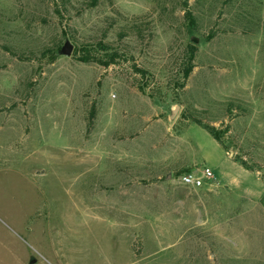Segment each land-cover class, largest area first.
I'll list each match as a JSON object with an SVG mask.
<instances>
[{"label": "rangeland", "instance_id": "obj_1", "mask_svg": "<svg viewBox=\"0 0 264 264\" xmlns=\"http://www.w3.org/2000/svg\"><path fill=\"white\" fill-rule=\"evenodd\" d=\"M0 264H264V0H0Z\"/></svg>", "mask_w": 264, "mask_h": 264}, {"label": "trees", "instance_id": "obj_2", "mask_svg": "<svg viewBox=\"0 0 264 264\" xmlns=\"http://www.w3.org/2000/svg\"><path fill=\"white\" fill-rule=\"evenodd\" d=\"M231 1V0H230ZM185 17L189 23L190 26L194 25V17L192 15V13L190 11H187L185 13ZM194 43H196L197 39L194 38L192 40ZM190 47V51H189V57H188V62L185 65V67L183 68L182 72H181V77H182V83L180 84V86L183 88L186 84V81L190 75V73L192 72L193 68H194V64H193V59H194V55L196 53V46H192V44L189 45ZM106 50V48H104ZM107 50H109V48H107ZM115 54H111L110 57H113ZM80 61L83 62H87L88 59L85 57H79L78 58ZM114 58H111L110 61H114ZM52 60H54V58H52ZM140 73L145 74L143 71L138 70ZM140 91H144V89L141 87L139 88ZM226 105V112L228 115H232V113H234V109H238V106H235L233 102H228L225 104ZM181 118L185 119L187 121H190L192 123L197 124L198 126H200L202 129H204L209 135L212 136V138L221 146L224 148V150L226 151L228 149V146L226 144L225 141V137L229 132L230 126L225 125L222 129L214 126L211 123H205V121H203L201 119V116H199V112L197 110L191 109V108H187L184 109L181 112ZM228 117V116H227ZM224 123V122H223ZM222 125V126H223ZM236 161L240 162V165L245 168V169H250L249 166L241 159L235 158Z\"/></svg>", "mask_w": 264, "mask_h": 264}, {"label": "built area", "instance_id": "obj_3", "mask_svg": "<svg viewBox=\"0 0 264 264\" xmlns=\"http://www.w3.org/2000/svg\"><path fill=\"white\" fill-rule=\"evenodd\" d=\"M177 183L190 188H201L206 184L210 188L216 186L215 176L209 168H204L201 172L193 171L183 173L178 177Z\"/></svg>", "mask_w": 264, "mask_h": 264}, {"label": "water", "instance_id": "obj_4", "mask_svg": "<svg viewBox=\"0 0 264 264\" xmlns=\"http://www.w3.org/2000/svg\"><path fill=\"white\" fill-rule=\"evenodd\" d=\"M62 54L69 56L72 53V46L70 43H65L61 49Z\"/></svg>", "mask_w": 264, "mask_h": 264}, {"label": "crops", "instance_id": "obj_5", "mask_svg": "<svg viewBox=\"0 0 264 264\" xmlns=\"http://www.w3.org/2000/svg\"><path fill=\"white\" fill-rule=\"evenodd\" d=\"M218 181H220L221 182V180L220 179H217ZM181 204H185V202L184 201H179ZM189 207V206H188ZM188 207H186V206H184V208H186L185 210H187L188 209Z\"/></svg>", "mask_w": 264, "mask_h": 264}]
</instances>
